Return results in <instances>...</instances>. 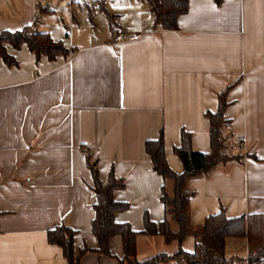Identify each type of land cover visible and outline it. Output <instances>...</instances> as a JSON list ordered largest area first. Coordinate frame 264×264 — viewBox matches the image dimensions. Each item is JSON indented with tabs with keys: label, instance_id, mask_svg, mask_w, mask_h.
Listing matches in <instances>:
<instances>
[{
	"label": "crops",
	"instance_id": "0c3cea01",
	"mask_svg": "<svg viewBox=\"0 0 264 264\" xmlns=\"http://www.w3.org/2000/svg\"><path fill=\"white\" fill-rule=\"evenodd\" d=\"M37 8L50 11L42 30L68 53L35 63L25 45H4L17 67L0 59V264H66L46 241L59 225L74 231L75 255L91 250L77 264L119 263L118 235L108 241L109 256L93 251L87 157L102 185L109 172L123 184L112 198L127 209L113 218L137 233L135 258L176 252L175 242L140 234L144 215L163 220L162 180L143 145L161 132L165 162L179 174L172 150L180 132L206 154L204 114L216 112L219 95L231 149L244 158L187 182L189 223L219 211L264 215V0H188L175 31L154 26L141 0H0V33L29 25ZM116 28L141 37L110 44ZM194 242L186 236L180 249L191 253ZM223 251L246 259V241L226 238Z\"/></svg>",
	"mask_w": 264,
	"mask_h": 264
},
{
	"label": "trees",
	"instance_id": "16d2710c",
	"mask_svg": "<svg viewBox=\"0 0 264 264\" xmlns=\"http://www.w3.org/2000/svg\"><path fill=\"white\" fill-rule=\"evenodd\" d=\"M218 5L221 0H212ZM149 9L153 25L161 30H177V17L187 10L188 0H141ZM47 9L40 10L45 14ZM36 16V15H35ZM34 16L29 25L14 32L0 33V59L7 67H17V63L9 56L4 45L18 49L25 45L33 55L35 63L41 57L53 60L57 56H66L68 51L60 42H54L48 33L37 30L39 21ZM225 102L223 95L218 96V107L214 113H205L208 122L209 151L206 154L196 152L191 144L190 134L180 132V145L173 148V154L181 163L182 171L173 173L165 162L164 143L161 132L156 140L146 141L144 152L149 158L151 170L162 180L159 201L163 207V220L154 224L143 216L144 236L160 235L165 242H175L178 246L171 255L158 253L144 260L135 258V237L128 224H118L113 215L127 209L126 204L115 202L112 191L123 186L121 180L109 172L106 183L102 185L97 179V170L93 163L86 159V166L92 180V192L95 203L92 205L90 231L94 236L97 248L94 252L109 256L108 241L118 235L121 240L122 258L118 264H264V215H241L226 218L223 211L204 219L202 225L191 226L189 223L187 182L190 179H206L218 168L242 163L243 156L234 153L230 144L229 123L223 118ZM252 158L254 156H251ZM74 231L59 225L46 232V241L61 249L66 264H77L87 252L83 248L75 255L73 250ZM191 236L194 247L191 253L180 249L181 241ZM226 238H244L247 245L246 259H227L223 251Z\"/></svg>",
	"mask_w": 264,
	"mask_h": 264
},
{
	"label": "built area",
	"instance_id": "2783aa9c",
	"mask_svg": "<svg viewBox=\"0 0 264 264\" xmlns=\"http://www.w3.org/2000/svg\"><path fill=\"white\" fill-rule=\"evenodd\" d=\"M140 37V35L129 34L121 28H116L111 34L110 44L116 45L124 42H133L139 39ZM67 38H69V36H67Z\"/></svg>",
	"mask_w": 264,
	"mask_h": 264
},
{
	"label": "rangeland",
	"instance_id": "374dc122",
	"mask_svg": "<svg viewBox=\"0 0 264 264\" xmlns=\"http://www.w3.org/2000/svg\"><path fill=\"white\" fill-rule=\"evenodd\" d=\"M44 7V6H43ZM64 11V18H65V10H63ZM36 15V16H35ZM34 16L37 18V20L39 21V24L37 25V30H39L40 32L41 31H43L42 30V27L43 26H46L47 25V22H46V20L48 21V22H51L52 21V19L51 18H47L46 17V20H44L43 18V14L42 13H40V9H36V13L33 15V17H32V20H33V18H34ZM57 18H61L60 17V12H58L57 13V16H56ZM68 18V14L66 15V19ZM32 22V21H31ZM262 264V263H261Z\"/></svg>",
	"mask_w": 264,
	"mask_h": 264
}]
</instances>
